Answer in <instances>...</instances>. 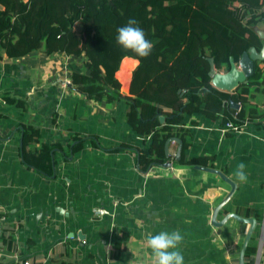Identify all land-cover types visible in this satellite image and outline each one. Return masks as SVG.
Returning <instances> with one entry per match:
<instances>
[{"label":"crops","instance_id":"1","mask_svg":"<svg viewBox=\"0 0 264 264\" xmlns=\"http://www.w3.org/2000/svg\"><path fill=\"white\" fill-rule=\"evenodd\" d=\"M136 63L124 57L115 72L122 95ZM259 66L262 77L243 87V100L233 101L237 108L230 106L235 129L223 130L220 115L192 113L164 134L155 126L139 135L125 122L123 100L93 101L75 89L71 73L87 72L78 59L59 52L2 56L0 93L25 106L0 102V264H150L145 237L174 230L183 236L184 264H237L247 224L232 217L211 223L229 192L226 182L194 168L137 169V149L151 157L165 156L166 149L169 158L177 148L172 138L187 143L184 159L213 156V169L235 184L217 222L234 207L261 217L254 255L246 260L264 264V60ZM21 124L34 126L46 144L65 146L92 134L100 147L86 139L66 156L52 150L47 177L21 159ZM122 144L131 149L107 150ZM241 162L245 183L234 175ZM93 208L106 214L92 215Z\"/></svg>","mask_w":264,"mask_h":264},{"label":"trees","instance_id":"2","mask_svg":"<svg viewBox=\"0 0 264 264\" xmlns=\"http://www.w3.org/2000/svg\"><path fill=\"white\" fill-rule=\"evenodd\" d=\"M264 0H0V59H16L39 53H63L78 59L87 71L72 72L75 89L93 101L123 100L125 122L143 135L160 129L162 134L175 128L183 115L200 113L207 119L222 117V122L237 125L230 115L229 100L241 101L243 87L262 77L260 61L253 62L246 83L233 91L221 92L211 85L209 59L215 72L229 68L248 47L259 49L260 42L248 29L264 20L258 11ZM135 19L153 48L146 58L123 51L116 43L117 29ZM137 63L132 69L127 95L119 92L115 77L122 58ZM125 63L123 64L124 69ZM248 86V85H247ZM0 102L24 109V102L9 92L0 93ZM231 108V109H230ZM162 116V120L158 119ZM233 122V123H232ZM223 124V126H224ZM20 155L23 163L50 176L51 152L65 156L77 151L83 140L100 147L94 135L75 136L77 142L46 144L34 126L21 124ZM154 133V132H153ZM169 134H166L165 138ZM186 142H181L179 159L174 155L151 157L136 150L137 169L170 162L175 166H201L213 169V156L183 158ZM131 149L122 144L117 148ZM241 217L255 219V227L244 250L243 264H250L256 247V233L261 217L249 210L231 209ZM2 240V241H1ZM1 246L4 239L1 238ZM118 246L111 248L117 252Z\"/></svg>","mask_w":264,"mask_h":264},{"label":"water","instance_id":"3","mask_svg":"<svg viewBox=\"0 0 264 264\" xmlns=\"http://www.w3.org/2000/svg\"><path fill=\"white\" fill-rule=\"evenodd\" d=\"M260 12H264V1L261 5V7L258 9ZM248 29L256 36L257 40L260 42L259 49L256 50L255 47L250 46L245 51H243L239 58L234 62L232 59L229 60V68L228 70L224 72H215L213 68L212 61L209 59V71L208 75L210 77L211 85L221 91V92H230L232 91L238 84L240 83H246L247 78L251 75L252 69H253V62L254 61H260L264 58V20L260 21L258 24H255L253 26H249ZM228 104L232 108H237L238 104L235 102L229 100ZM158 119L161 121L162 116H159ZM172 141H175L177 143V148L174 154V158L177 160L179 159V151H180V141L176 138H172ZM21 145V142L19 141V146ZM165 151V157L167 156L166 149ZM181 167V168H194L198 170H203L212 174L217 175L221 180L226 182L230 189L226 197L214 208L212 216H211V223L215 226L221 225L227 218L232 217L235 220L247 224L248 228L246 230V233L244 235L243 241L241 243L240 249L238 251V259L237 264H243V255L244 250L247 245V241L251 235V232L255 226V220L252 217H241L237 215L236 213L229 212L224 215V217L220 221L215 220V215L217 210L225 204V202L228 200V198L231 196L233 191L235 190V184L231 182L227 177L222 174L220 171L215 169H209L204 168L201 166H175L171 164L170 162L166 161L163 162L160 167L167 168V167Z\"/></svg>","mask_w":264,"mask_h":264},{"label":"clouds","instance_id":"4","mask_svg":"<svg viewBox=\"0 0 264 264\" xmlns=\"http://www.w3.org/2000/svg\"><path fill=\"white\" fill-rule=\"evenodd\" d=\"M117 45L125 52H132L135 56L146 58L153 48L151 41L146 39L143 29L137 26L135 19H129L127 24L117 29ZM258 138V137H257ZM244 163H240L234 175L241 182H247ZM183 236L179 230L160 231L158 234L147 235L145 246L150 264H184V256L180 250Z\"/></svg>","mask_w":264,"mask_h":264},{"label":"built area","instance_id":"5","mask_svg":"<svg viewBox=\"0 0 264 264\" xmlns=\"http://www.w3.org/2000/svg\"><path fill=\"white\" fill-rule=\"evenodd\" d=\"M223 130H230V129H235V125L231 124L230 122H226L223 126ZM92 215L95 216H102L104 214H106V211L103 210L102 208H93L92 209ZM4 217L3 214L1 213V209H0V223L1 221H3ZM2 252V246H1V242H0V254ZM24 264H28V263H24Z\"/></svg>","mask_w":264,"mask_h":264}]
</instances>
